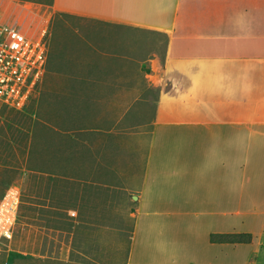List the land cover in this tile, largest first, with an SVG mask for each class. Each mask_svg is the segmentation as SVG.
<instances>
[{
	"label": "crops",
	"instance_id": "obj_1",
	"mask_svg": "<svg viewBox=\"0 0 264 264\" xmlns=\"http://www.w3.org/2000/svg\"><path fill=\"white\" fill-rule=\"evenodd\" d=\"M37 12L74 18L47 25L44 139L58 142L60 158L63 141L90 142L93 173H107L94 184L119 181L133 200L125 264H255L264 247V0H0L2 20ZM64 115L76 125L67 129ZM133 147L144 150L138 168ZM240 233L251 241L211 240Z\"/></svg>",
	"mask_w": 264,
	"mask_h": 264
},
{
	"label": "rangeland",
	"instance_id": "obj_2",
	"mask_svg": "<svg viewBox=\"0 0 264 264\" xmlns=\"http://www.w3.org/2000/svg\"><path fill=\"white\" fill-rule=\"evenodd\" d=\"M62 19L74 18L43 12L26 13L24 20L22 14L13 21L0 18L44 41L47 25ZM46 60L47 52L45 63ZM41 80L42 76L21 108L0 102V200L12 188L9 185L13 179H17L19 194L15 221L9 233L0 239V264H35L28 259L30 254L52 259L55 264H125L134 202L119 181L114 186L109 181V187L103 180L94 184L92 176L104 178L107 173H93L96 168H92L90 142L81 146V141H63L60 158L58 142L44 139L50 129L43 125ZM148 111L146 108L144 112ZM63 118L67 129L76 125L75 117L69 118V124L65 115ZM78 121L83 122L81 117ZM140 155L143 157L144 150L139 152L133 147V167L138 168ZM56 170L61 172L49 174ZM64 175L80 180L75 183ZM28 250L32 253L28 254ZM36 250L39 255L33 254ZM253 259L255 264H264V247Z\"/></svg>",
	"mask_w": 264,
	"mask_h": 264
},
{
	"label": "built area",
	"instance_id": "obj_3",
	"mask_svg": "<svg viewBox=\"0 0 264 264\" xmlns=\"http://www.w3.org/2000/svg\"><path fill=\"white\" fill-rule=\"evenodd\" d=\"M47 51L41 37L28 36L18 26L0 20V102L21 108L40 81ZM19 194L9 188L0 200V239L9 233L17 214Z\"/></svg>",
	"mask_w": 264,
	"mask_h": 264
},
{
	"label": "trees",
	"instance_id": "obj_4",
	"mask_svg": "<svg viewBox=\"0 0 264 264\" xmlns=\"http://www.w3.org/2000/svg\"><path fill=\"white\" fill-rule=\"evenodd\" d=\"M211 240L218 242L247 243L251 241V234L240 233V234L212 235Z\"/></svg>",
	"mask_w": 264,
	"mask_h": 264
}]
</instances>
